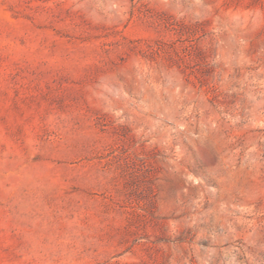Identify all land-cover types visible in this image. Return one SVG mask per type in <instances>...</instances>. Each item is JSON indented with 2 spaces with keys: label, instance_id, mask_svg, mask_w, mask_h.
I'll use <instances>...</instances> for the list:
<instances>
[{
  "label": "rangeland",
  "instance_id": "obj_1",
  "mask_svg": "<svg viewBox=\"0 0 264 264\" xmlns=\"http://www.w3.org/2000/svg\"><path fill=\"white\" fill-rule=\"evenodd\" d=\"M0 264H264V0H0Z\"/></svg>",
  "mask_w": 264,
  "mask_h": 264
}]
</instances>
